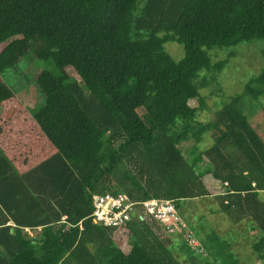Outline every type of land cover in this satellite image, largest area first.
Returning <instances> with one entry per match:
<instances>
[{
    "label": "trees",
    "instance_id": "trees-1",
    "mask_svg": "<svg viewBox=\"0 0 264 264\" xmlns=\"http://www.w3.org/2000/svg\"><path fill=\"white\" fill-rule=\"evenodd\" d=\"M139 1L0 0V45L23 36L36 56L60 54L77 75L61 81L46 67L37 77L45 103L34 109V119L57 150L41 167L54 165L55 159L64 166L49 175L53 191L47 198L40 200L27 188V202L49 204L42 212L44 225L63 215L71 225L86 219L97 192L174 200L182 217L184 202L211 195L179 149L190 140L200 145L208 129L197 122L191 106L199 96L195 80L203 71L225 66V61L212 63L211 50L264 40V0H145L141 10ZM168 42L183 47L182 60L165 52ZM16 65L5 48L0 105L14 97L2 75ZM106 82L136 111L153 144L122 111ZM244 96L256 101L264 96V68L246 84ZM215 130V144L202 153L207 175L226 190L217 197L219 210L233 223L249 219L253 231L262 232L252 250L264 259V203L258 194L264 191V140L245 114L241 95L218 113ZM52 200L60 211H52ZM32 217L26 213L24 218ZM84 225L82 233L77 227H43L36 245L42 255L34 264H183L172 252L173 241L163 242L147 223L123 229L132 239L129 253L114 241L120 230L90 219ZM213 236L207 240L210 248L228 253L230 245ZM33 244L23 228L0 229V264H20L19 257ZM97 244L99 257L93 254ZM182 249L198 255L188 246ZM224 254L222 264H239Z\"/></svg>",
    "mask_w": 264,
    "mask_h": 264
},
{
    "label": "rangeland",
    "instance_id": "rangeland-1",
    "mask_svg": "<svg viewBox=\"0 0 264 264\" xmlns=\"http://www.w3.org/2000/svg\"><path fill=\"white\" fill-rule=\"evenodd\" d=\"M144 3L145 0L139 1V10L142 9ZM164 47L165 52L175 61L178 62L184 58V49L176 42H168ZM5 48L11 51L17 60V65L3 74L2 78L13 92L18 95L19 100L25 102L26 105L30 104V107L34 109L40 108L45 103V96L39 88L37 77L46 67L55 73L61 81L77 78L76 73L62 55L41 52L36 56L35 51L30 50V43L23 36L13 37L3 45H0V53ZM209 53L212 63L216 64L225 61L226 64L221 70L203 71L199 74L195 80L199 96L191 101V106L197 113V122L207 125L208 129L202 135L200 145L190 140L181 143L179 149L203 179L206 186L209 187V191L215 192L222 191L224 188L222 184L213 181L207 175L205 171L207 160L202 150L215 144L217 115L230 104L232 97L242 96L245 114L254 125L257 134L264 140V96L259 101L253 100L249 96H244L246 84L252 78L257 77L264 68V40L255 41L254 43H242L238 46L224 49H213ZM105 85L120 105L122 111L130 118L147 141L153 144L154 139L141 123L136 111L125 102L122 95L110 82H106ZM13 103L16 102L13 101ZM14 105V109H17L16 104ZM113 184L112 188H117V184ZM259 195L264 201V192ZM184 203L182 211L184 214L186 213L183 217L184 223L192 229L195 236L203 243L201 245L204 249L203 253H206V255L201 256L198 254L196 256L190 252V254L187 253L188 250L182 249L186 246L190 247V244L188 242L186 244L180 233L163 235L159 234L158 231L156 232L163 242L171 245L170 243L173 241L176 248L171 247L172 252L183 264H194L193 258L196 260V264H222L223 251L225 256L231 254L232 258H236L239 264H264V259L257 257L252 250V245L263 234L260 230H257L256 233L250 230L251 221L248 220L240 223V225H235L226 214L219 210L218 201L213 196ZM213 235L217 236L216 242H227L230 245L228 253L226 252L227 249H222L219 252L214 246H212L214 249L210 248L211 246H209L207 240L209 237L212 238ZM114 241L125 253L130 252L132 239L128 232H124V230L115 232ZM218 243L214 245L218 247ZM190 248L197 254L193 247ZM93 254L97 257L100 256L101 249L99 244L94 245ZM189 255L192 256L190 257Z\"/></svg>",
    "mask_w": 264,
    "mask_h": 264
},
{
    "label": "crops",
    "instance_id": "crops-1",
    "mask_svg": "<svg viewBox=\"0 0 264 264\" xmlns=\"http://www.w3.org/2000/svg\"><path fill=\"white\" fill-rule=\"evenodd\" d=\"M11 100L16 103H10ZM11 100L0 105V229L11 228V233L17 228L25 229L34 244L27 254L19 257V263L34 264L42 255L40 248L36 246L40 242L42 228H70L71 224L67 216L63 215L60 221L44 225L42 219L45 215L42 212L49 211V204L46 201L27 202L26 198L30 196L28 189L40 200L42 197L47 198L49 191H53L50 185L52 177L49 175H55L56 170L64 166L55 159V166L51 164L48 167L46 165L45 169L41 167L57 155V150L35 121L34 108L19 100L16 93ZM14 104L17 109H14ZM211 179L215 181L212 177ZM224 190L225 188L215 192L210 190V196L217 200L219 195L225 194ZM258 194H262V191ZM259 198L262 201L260 195ZM52 204L54 209L50 208L53 212L60 211L55 200H52ZM26 213L33 217L25 219ZM250 230L253 233L257 231L252 230V224Z\"/></svg>",
    "mask_w": 264,
    "mask_h": 264
},
{
    "label": "built area",
    "instance_id": "built-area-1",
    "mask_svg": "<svg viewBox=\"0 0 264 264\" xmlns=\"http://www.w3.org/2000/svg\"><path fill=\"white\" fill-rule=\"evenodd\" d=\"M93 211L89 217L70 227H77L79 232L85 231L84 221L90 219L99 227L123 230L132 222H144L159 234L170 235L180 233L193 247L197 254L206 255L201 241L184 223L183 217L174 200L147 199L134 200L126 192H97L93 195ZM67 221V220H66Z\"/></svg>",
    "mask_w": 264,
    "mask_h": 264
}]
</instances>
